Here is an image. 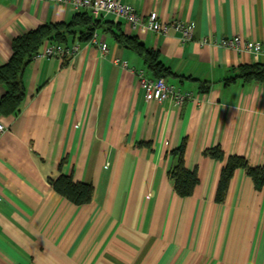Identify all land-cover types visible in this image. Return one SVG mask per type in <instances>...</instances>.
I'll list each match as a JSON object with an SVG mask.
<instances>
[{"label": "crops", "instance_id": "1", "mask_svg": "<svg viewBox=\"0 0 264 264\" xmlns=\"http://www.w3.org/2000/svg\"><path fill=\"white\" fill-rule=\"evenodd\" d=\"M146 18L195 26L183 43L171 29L134 30L101 16L103 56L70 36L81 52L66 60L34 57L24 70V101L0 115V264H264V189L237 169L222 202L217 187L230 156L264 165V84L237 73L251 54L199 39L242 36L264 43V0H123ZM54 0H0V67L16 37L79 12ZM116 32L137 36L171 69L166 81L193 99L149 101L136 70L155 78L144 58ZM116 59L135 68H124ZM6 87L0 85V99ZM199 183L175 190L176 153ZM223 157L216 158V148ZM62 174L91 183L77 205L50 182Z\"/></svg>", "mask_w": 264, "mask_h": 264}, {"label": "trees", "instance_id": "2", "mask_svg": "<svg viewBox=\"0 0 264 264\" xmlns=\"http://www.w3.org/2000/svg\"><path fill=\"white\" fill-rule=\"evenodd\" d=\"M110 22L102 23L91 12L83 11L75 15L69 23L45 24L36 29L23 33L14 40V52L11 59L0 67V85L6 87V93L0 99V115L14 114L24 101V70L27 64L36 57L43 48L50 43L68 45L70 36L79 35L82 41H91L95 32L101 27L111 25ZM106 30L108 28L105 27ZM120 42L139 53L154 72L155 78L166 77L171 69L162 61L158 51L144 45L137 36L116 32ZM66 60V59H65ZM238 77L245 82H259L264 84V63L256 62L244 64L239 67ZM186 146L183 145L176 151L179 161L172 176L175 180V190L181 196H191L199 176L196 170L186 166ZM216 158L223 157L222 150L216 148ZM243 168L252 178L256 189H264V165L251 166L242 156H230L222 168L216 199L225 200L230 183L237 169ZM54 189L77 205L87 204L92 200L94 187L91 183L75 182L72 175L62 174L57 178H50Z\"/></svg>", "mask_w": 264, "mask_h": 264}, {"label": "built area", "instance_id": "3", "mask_svg": "<svg viewBox=\"0 0 264 264\" xmlns=\"http://www.w3.org/2000/svg\"><path fill=\"white\" fill-rule=\"evenodd\" d=\"M60 4H70L75 9H84L96 18L104 15L112 14L117 18L124 19L134 30L151 29L157 33H168L171 29L181 33L183 43L195 40V26L187 24L181 19L171 21L161 20L156 12H152L146 18L142 17L137 9L132 5L126 4L123 0H54ZM91 43L101 49L103 56H107L110 52L108 45L100 39L99 33L96 31L91 39ZM202 45L215 43L220 46L235 50L239 55L251 54L256 61L264 57V43L247 40L242 36H234L217 38L211 36H203L199 39ZM81 47L79 44L65 45L50 43L47 44L37 56L47 58H59L65 60L73 55L79 54ZM117 64H121L124 68L134 70L129 62L116 59ZM140 84L146 92L147 100H156L164 102L167 99H173L177 104L182 105L187 100L193 99L192 92H182L175 85L170 84L164 77L151 78L148 77L144 69L136 70ZM5 125L0 122V133L5 131Z\"/></svg>", "mask_w": 264, "mask_h": 264}]
</instances>
